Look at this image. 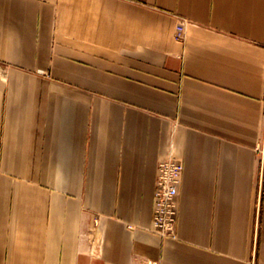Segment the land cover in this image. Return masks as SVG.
Returning <instances> with one entry per match:
<instances>
[{"label": "crops", "instance_id": "crops-1", "mask_svg": "<svg viewBox=\"0 0 264 264\" xmlns=\"http://www.w3.org/2000/svg\"><path fill=\"white\" fill-rule=\"evenodd\" d=\"M148 262L264 264V0H0V264Z\"/></svg>", "mask_w": 264, "mask_h": 264}, {"label": "built area", "instance_id": "built-area-1", "mask_svg": "<svg viewBox=\"0 0 264 264\" xmlns=\"http://www.w3.org/2000/svg\"><path fill=\"white\" fill-rule=\"evenodd\" d=\"M188 21L179 19L174 32L178 39L184 38ZM183 170L182 161L170 144L166 153L156 166L155 188L153 192V211L151 231L162 238L176 236L177 194ZM148 264H155L148 262Z\"/></svg>", "mask_w": 264, "mask_h": 264}, {"label": "rangeland", "instance_id": "rangeland-1", "mask_svg": "<svg viewBox=\"0 0 264 264\" xmlns=\"http://www.w3.org/2000/svg\"><path fill=\"white\" fill-rule=\"evenodd\" d=\"M178 20H179V19H178ZM176 24H177V23H176ZM175 26H176V25H175ZM174 29H175V28H174ZM174 38H175L176 41H179V42H182L183 39H184V38H182V39H178V38H176V36H175V32H174ZM172 133H173V132H171L170 135H171Z\"/></svg>", "mask_w": 264, "mask_h": 264}]
</instances>
